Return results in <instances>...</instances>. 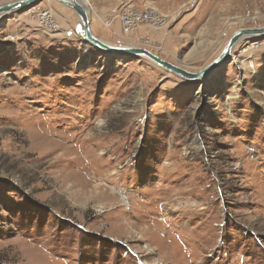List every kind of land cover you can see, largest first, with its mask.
<instances>
[{
  "label": "rangeland",
  "instance_id": "obj_1",
  "mask_svg": "<svg viewBox=\"0 0 264 264\" xmlns=\"http://www.w3.org/2000/svg\"><path fill=\"white\" fill-rule=\"evenodd\" d=\"M84 3L196 72L264 25V0ZM128 6L160 18L127 34ZM0 264H264V35L187 80L90 45L58 0L1 17Z\"/></svg>",
  "mask_w": 264,
  "mask_h": 264
},
{
  "label": "water",
  "instance_id": "obj_2",
  "mask_svg": "<svg viewBox=\"0 0 264 264\" xmlns=\"http://www.w3.org/2000/svg\"><path fill=\"white\" fill-rule=\"evenodd\" d=\"M42 0H13L0 4V17L8 15L11 12H16L23 10L28 7L39 3ZM65 5L74 9L77 13L80 22V32L90 45L95 48L102 50L110 54L117 55H132L142 58H146L149 61L155 63L156 65L162 67L163 69L172 72L182 78L187 80H200L210 75L212 72L219 69L221 66L230 63L232 58V51L236 44L243 38L246 37H257L264 35V25L243 27L237 29L230 39L227 41L226 45L223 47L219 55L213 59L205 68L200 71H190L180 65L174 64L153 51L139 46L115 43L107 41L99 37L92 29L91 22L92 16L88 7L81 0H58Z\"/></svg>",
  "mask_w": 264,
  "mask_h": 264
},
{
  "label": "built area",
  "instance_id": "obj_3",
  "mask_svg": "<svg viewBox=\"0 0 264 264\" xmlns=\"http://www.w3.org/2000/svg\"><path fill=\"white\" fill-rule=\"evenodd\" d=\"M40 18L42 20V23H44L46 26L56 28V26L53 25L54 21L48 10L43 11ZM159 18L160 17L156 13L129 6L126 7L125 10H122L121 13L122 28L123 31L127 34L134 31L135 27L140 25L142 22L153 23L157 22Z\"/></svg>",
  "mask_w": 264,
  "mask_h": 264
},
{
  "label": "bare ground",
  "instance_id": "obj_4",
  "mask_svg": "<svg viewBox=\"0 0 264 264\" xmlns=\"http://www.w3.org/2000/svg\"><path fill=\"white\" fill-rule=\"evenodd\" d=\"M81 1H83V3H84V0H81ZM86 4V6L88 7V9H89V11H90V8H89V6L87 5V3H85ZM3 17V16H2ZM1 18V17H0ZM227 43V42H226ZM226 45V44H225ZM222 51V50H221Z\"/></svg>",
  "mask_w": 264,
  "mask_h": 264
}]
</instances>
